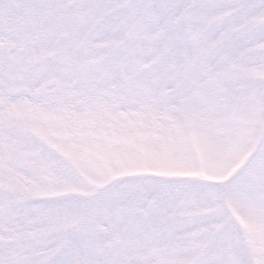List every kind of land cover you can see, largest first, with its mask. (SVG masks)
I'll list each match as a JSON object with an SVG mask.
<instances>
[{"label":"snow or ice","instance_id":"6c2138e0","mask_svg":"<svg viewBox=\"0 0 264 264\" xmlns=\"http://www.w3.org/2000/svg\"><path fill=\"white\" fill-rule=\"evenodd\" d=\"M0 264H264V0H0Z\"/></svg>","mask_w":264,"mask_h":264}]
</instances>
